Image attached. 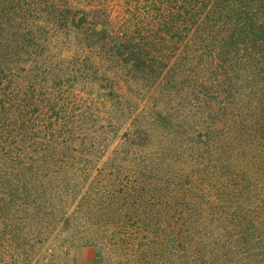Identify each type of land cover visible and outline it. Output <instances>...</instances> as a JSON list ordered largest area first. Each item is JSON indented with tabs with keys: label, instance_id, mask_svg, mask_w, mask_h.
<instances>
[{
	"label": "trees",
	"instance_id": "1",
	"mask_svg": "<svg viewBox=\"0 0 264 264\" xmlns=\"http://www.w3.org/2000/svg\"><path fill=\"white\" fill-rule=\"evenodd\" d=\"M50 242L264 264V0H0V264Z\"/></svg>",
	"mask_w": 264,
	"mask_h": 264
},
{
	"label": "rangeland",
	"instance_id": "2",
	"mask_svg": "<svg viewBox=\"0 0 264 264\" xmlns=\"http://www.w3.org/2000/svg\"><path fill=\"white\" fill-rule=\"evenodd\" d=\"M113 72L112 75H115L117 73ZM118 75H120V77H117ZM115 77L118 83L117 89L119 92L131 96L138 91V87L134 83L126 82V78L123 77L121 73H117ZM43 252L42 264H56V262H58L56 260L58 259V257L68 259L65 264H94L95 260L94 253L89 249L72 250L71 252H69V254H61L55 242H50L48 245H46Z\"/></svg>",
	"mask_w": 264,
	"mask_h": 264
}]
</instances>
